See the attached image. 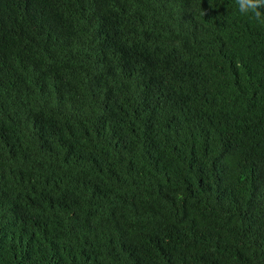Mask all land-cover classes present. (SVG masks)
Returning <instances> with one entry per match:
<instances>
[{
	"label": "trees",
	"instance_id": "trees-1",
	"mask_svg": "<svg viewBox=\"0 0 264 264\" xmlns=\"http://www.w3.org/2000/svg\"><path fill=\"white\" fill-rule=\"evenodd\" d=\"M91 4L0 0V264H264V24Z\"/></svg>",
	"mask_w": 264,
	"mask_h": 264
},
{
	"label": "clouds",
	"instance_id": "clouds-1",
	"mask_svg": "<svg viewBox=\"0 0 264 264\" xmlns=\"http://www.w3.org/2000/svg\"><path fill=\"white\" fill-rule=\"evenodd\" d=\"M60 4L63 8L68 10H73L77 12L84 13L89 18L93 19H100L104 18L103 9L97 4H91L87 6H81L82 0H59ZM238 11L243 15H250L252 16L257 22L264 24V0H236ZM141 16H137L136 19V27H137V34L139 28L141 26L140 23ZM5 20L0 21V24L4 26ZM8 28V26H4ZM111 28V32L113 34L121 35L125 39L126 37V30L122 26V24H117L114 26H109ZM176 66L175 61L169 62L164 68L163 71L167 69L173 68ZM162 71V72H163ZM134 74H135V66H134Z\"/></svg>",
	"mask_w": 264,
	"mask_h": 264
}]
</instances>
